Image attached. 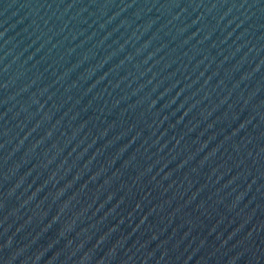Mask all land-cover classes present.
I'll return each instance as SVG.
<instances>
[{
  "label": "water",
  "instance_id": "obj_1",
  "mask_svg": "<svg viewBox=\"0 0 264 264\" xmlns=\"http://www.w3.org/2000/svg\"><path fill=\"white\" fill-rule=\"evenodd\" d=\"M0 264H264V0H0Z\"/></svg>",
  "mask_w": 264,
  "mask_h": 264
}]
</instances>
